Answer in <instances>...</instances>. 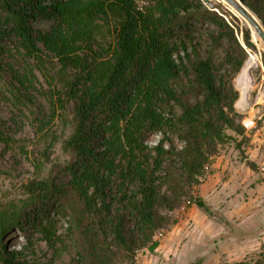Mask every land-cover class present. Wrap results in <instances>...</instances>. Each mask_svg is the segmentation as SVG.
<instances>
[{
  "label": "trees",
  "instance_id": "trees-1",
  "mask_svg": "<svg viewBox=\"0 0 264 264\" xmlns=\"http://www.w3.org/2000/svg\"><path fill=\"white\" fill-rule=\"evenodd\" d=\"M138 1L0 0V40L8 38L27 61L19 70L0 60V73H8L19 103L36 106L35 132L45 131L67 106L73 123L63 141L70 159L57 171L63 177L29 181L18 212L8 219L0 214V238L7 227L29 226L50 256L26 260L0 243L1 264H135L138 251L158 247L156 232L176 224L162 211L175 210L181 197L211 214L186 188L203 183L220 146L249 141L232 81L246 49H255L251 31L201 0H152L146 7ZM238 1L264 30V0ZM37 20L51 26L35 30L30 23ZM203 26L208 46L202 51L197 35ZM4 50L0 46V55ZM261 58L264 65V52ZM35 66H51L59 76L62 85L52 95L37 87ZM33 92L52 98L47 112L33 103ZM9 128L0 121L5 150L17 141ZM157 132L164 137L150 149L145 138ZM59 217L63 235L57 234ZM27 240L25 249L36 256Z\"/></svg>",
  "mask_w": 264,
  "mask_h": 264
},
{
  "label": "rangeland",
  "instance_id": "rangeland-1",
  "mask_svg": "<svg viewBox=\"0 0 264 264\" xmlns=\"http://www.w3.org/2000/svg\"><path fill=\"white\" fill-rule=\"evenodd\" d=\"M201 2L207 9L221 11L228 20H231L228 15L236 18L239 26H247L251 31L252 42L255 45L253 51L262 55L264 43L258 36H255L254 40L252 29L248 24L249 21L240 13V10H242L245 13L247 11L250 15L252 14V17H248L251 19L255 18V22L261 26L250 10L238 0H234L236 7L225 0H201ZM151 3L152 0H139L137 5L138 7H146ZM30 25L35 30L46 31L51 26V23L48 20H37L31 22ZM205 28L206 26L200 27L197 35V41L201 44L202 51L208 46ZM103 37L106 38L107 36L102 35L101 38ZM0 46L6 49L0 55L1 63L4 65L6 63L9 65L14 64L19 70H22L27 61L16 55L14 44L8 38H4L0 40ZM52 61L56 69L58 67L56 61ZM29 64L32 65L33 62L29 61ZM49 70L51 74H49ZM239 73L232 81L235 90L238 92V99L240 91L235 82ZM34 74L38 80L37 87L43 91L50 90L51 95L55 86L60 88L62 85L59 76L55 74V70L51 69V66L47 70H40L35 66ZM252 74L256 78V82H258V71L252 70ZM50 75L54 76V78H50ZM8 81V73H0V121L10 125L9 131L17 140L6 150L4 149V144L0 143V214H3L6 218H10L14 213L18 212L24 204L27 199L24 186L29 181L56 175L59 178L63 177V173L57 174V171L66 165L70 159L68 152L63 148V141L73 132L70 107L67 106L66 113H63L62 117L60 115L56 116L45 131L36 133L32 126L31 117L36 106L34 107V105L26 102H23V104L19 103L17 101L18 95L8 85ZM32 99L35 105H39L46 112L50 108L48 101H53L49 95L38 92L32 93ZM55 107L57 115L62 113L61 109L58 108V103ZM236 112L239 115L242 113L239 109ZM163 137L161 132L150 133L145 138V144L152 149ZM54 138L56 139L54 140ZM168 138L172 139L174 145L178 148L183 145L171 135H168ZM51 143L52 145L50 146ZM247 149L248 142L246 143L241 141V138H237L236 143L229 142L220 146L217 156H224L234 164L242 163L244 158H246ZM169 163L167 162L168 166ZM172 170L176 174L178 173L177 162L172 165ZM210 171L211 168L209 167V172L205 175L202 184L210 178L211 175H208ZM220 186L221 181L219 179L209 184L208 188L199 186L192 190L186 188V190L192 196L198 197L206 203L216 191V187ZM231 192L233 193L234 190L232 189ZM237 193L239 195L244 193L245 196L249 194V192H241V190ZM214 206L216 210L208 215L195 205H188L187 198L183 196L180 198L175 210H163L162 214L170 220H176V224L156 232L155 239L159 242L158 247L153 253L147 250L138 251L135 264H235L245 258L249 259L250 264H254L261 258L262 264H264V235L261 234L264 228L254 229L247 236H237L231 229L226 230L224 233L222 227L225 226L226 228L227 225L222 222L220 205ZM57 220V234L63 235L65 233L64 220L60 217ZM232 230L236 231L239 229L233 228ZM28 238L34 246L35 252L37 251L36 256H33L29 250L25 249L28 246ZM39 239L40 235L35 232L34 228L29 226L22 228L10 226L6 228L0 238V243H3L8 250L22 252V256L26 260L43 256L49 257L51 254L50 250ZM260 255L262 256L259 257ZM67 258V253H64L62 259L67 260Z\"/></svg>",
  "mask_w": 264,
  "mask_h": 264
},
{
  "label": "crops",
  "instance_id": "crops-1",
  "mask_svg": "<svg viewBox=\"0 0 264 264\" xmlns=\"http://www.w3.org/2000/svg\"><path fill=\"white\" fill-rule=\"evenodd\" d=\"M238 107L236 102V110ZM241 116L254 122V127L245 131L249 139L246 158L242 163L234 164L224 156L215 157L210 165L211 171L208 174L211 175L210 178L200 186L208 188L209 184L220 179L221 186L216 187V191L206 203L203 202L211 212L216 210L214 205H220L222 222L228 228L222 227L224 233L231 229L237 236H247L254 229L264 228V107L248 104ZM245 160L252 162L256 166V171L249 169ZM239 190L249 194L239 195L237 193ZM233 228L239 230L233 231ZM261 234L264 235V231Z\"/></svg>",
  "mask_w": 264,
  "mask_h": 264
},
{
  "label": "built area",
  "instance_id": "built-area-1",
  "mask_svg": "<svg viewBox=\"0 0 264 264\" xmlns=\"http://www.w3.org/2000/svg\"><path fill=\"white\" fill-rule=\"evenodd\" d=\"M246 54H247V58H246V61L244 62V65L249 59H255L256 60L252 69H251L252 81H251V88H250V91L248 93V99H247L246 106L248 104L249 105L252 104L253 106H256V107H258V106L264 107V65L262 62L261 55L259 52H255L251 49H246ZM252 70L258 71V77H259L258 82H256V78L253 76ZM235 83L238 86L237 80ZM238 108L241 112L244 111V108H241V107H238ZM241 125L243 126L245 131L246 130L248 131L254 127V122L252 119H249L246 117V118L241 119Z\"/></svg>",
  "mask_w": 264,
  "mask_h": 264
},
{
  "label": "bare ground",
  "instance_id": "bare-ground-1",
  "mask_svg": "<svg viewBox=\"0 0 264 264\" xmlns=\"http://www.w3.org/2000/svg\"><path fill=\"white\" fill-rule=\"evenodd\" d=\"M246 15L252 17V14L250 15V13H248L246 11ZM253 22H255V18L252 19ZM248 24L250 25L251 29H252V34L255 40V36L256 35V31L254 29V27H252V23L248 22ZM255 59H249L245 65L243 66V68L241 69L238 77H237V81H238V88L240 91V98L237 101V105L241 108H245L246 107V103H247V99H248V93L250 91L251 88V81H252V76H251V69L255 63Z\"/></svg>",
  "mask_w": 264,
  "mask_h": 264
},
{
  "label": "water",
  "instance_id": "water-1",
  "mask_svg": "<svg viewBox=\"0 0 264 264\" xmlns=\"http://www.w3.org/2000/svg\"><path fill=\"white\" fill-rule=\"evenodd\" d=\"M226 2H228L229 4H231L232 6L236 7V3L234 2V0H225ZM237 1V0H236ZM240 13H242V15H244L246 17V19L252 23V27H254L255 31H256V35L261 39V41L264 43V30L263 28L256 22H253V20L248 17V15H246V13L242 10H240Z\"/></svg>",
  "mask_w": 264,
  "mask_h": 264
}]
</instances>
